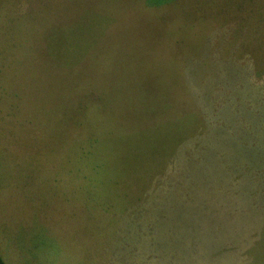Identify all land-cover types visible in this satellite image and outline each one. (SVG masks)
Instances as JSON below:
<instances>
[{
  "label": "rangeland",
  "instance_id": "374dc122",
  "mask_svg": "<svg viewBox=\"0 0 264 264\" xmlns=\"http://www.w3.org/2000/svg\"><path fill=\"white\" fill-rule=\"evenodd\" d=\"M0 254L264 264V0H0Z\"/></svg>",
  "mask_w": 264,
  "mask_h": 264
},
{
  "label": "crops",
  "instance_id": "0c3cea01",
  "mask_svg": "<svg viewBox=\"0 0 264 264\" xmlns=\"http://www.w3.org/2000/svg\"><path fill=\"white\" fill-rule=\"evenodd\" d=\"M250 132V131H249ZM232 133H235V132H232ZM236 134V133H235ZM242 143V142H241ZM230 149H234L233 147H230V146H228ZM234 147H240V148H243V149H246V147L244 146V145H234ZM252 150H254L255 151V148H254V146H253V144H252ZM256 171H258L257 169H255L254 170V172H256ZM253 172V171H252Z\"/></svg>",
  "mask_w": 264,
  "mask_h": 264
},
{
  "label": "trees",
  "instance_id": "16d2710c",
  "mask_svg": "<svg viewBox=\"0 0 264 264\" xmlns=\"http://www.w3.org/2000/svg\"><path fill=\"white\" fill-rule=\"evenodd\" d=\"M0 264H6V262L4 261L3 257L1 256V254H0Z\"/></svg>",
  "mask_w": 264,
  "mask_h": 264
}]
</instances>
